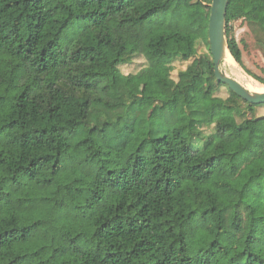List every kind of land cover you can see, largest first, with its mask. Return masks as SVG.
I'll return each instance as SVG.
<instances>
[{"label": "trees", "instance_id": "obj_1", "mask_svg": "<svg viewBox=\"0 0 264 264\" xmlns=\"http://www.w3.org/2000/svg\"><path fill=\"white\" fill-rule=\"evenodd\" d=\"M210 2L0 0V264H264V104L215 79ZM238 19L264 58V0L225 15L264 85Z\"/></svg>", "mask_w": 264, "mask_h": 264}, {"label": "rangeland", "instance_id": "obj_2", "mask_svg": "<svg viewBox=\"0 0 264 264\" xmlns=\"http://www.w3.org/2000/svg\"><path fill=\"white\" fill-rule=\"evenodd\" d=\"M163 28L171 29L179 32H187V29L185 28L182 21L180 19L174 18V19H164L158 23H155L149 28V31L145 32L144 34H147L155 29H163ZM231 31L236 41L238 42L239 47L241 48L242 61L245 68L257 75L264 76V58L255 44V38L253 33L250 31L246 23L241 19L233 21L231 23ZM202 52H207V46L205 45V43L199 42L197 44V54H200ZM144 65H145L144 59L137 58L134 59L132 63L121 66L120 70L123 73H133L138 71ZM181 66H182L181 64L175 62L176 70ZM220 67L225 71V73L228 76L235 78L245 87H247L248 84H255V85L257 84L258 86L264 88L263 84H261L258 80L253 78L250 74H248L244 70V68L237 63L235 65L236 70L231 69L229 65L225 64L224 62H221ZM176 70L174 71L173 74L176 73ZM140 87H142L146 91V93L148 94L151 93L149 87L143 85ZM228 94H229L228 89L225 86H219L217 88L216 94H214L211 98H209L207 102L211 105L219 106L222 103V99L227 97ZM204 97L205 94L201 88V84L197 83V85L194 88L192 103H199L204 99ZM254 113L256 116L264 115V106L255 107ZM253 132H254V124L251 125L250 130L248 131V133L245 134V136H247V134L248 136H252Z\"/></svg>", "mask_w": 264, "mask_h": 264}, {"label": "water", "instance_id": "obj_3", "mask_svg": "<svg viewBox=\"0 0 264 264\" xmlns=\"http://www.w3.org/2000/svg\"><path fill=\"white\" fill-rule=\"evenodd\" d=\"M228 2L229 0H211L209 4L210 12L208 16L207 32L215 79L217 82L226 84L232 92L248 103L264 104V91L258 92L249 90L238 80L228 76L220 67L221 62H224L226 52L231 55L225 35V15Z\"/></svg>", "mask_w": 264, "mask_h": 264}, {"label": "bare ground", "instance_id": "obj_4", "mask_svg": "<svg viewBox=\"0 0 264 264\" xmlns=\"http://www.w3.org/2000/svg\"><path fill=\"white\" fill-rule=\"evenodd\" d=\"M224 63L229 65V67L233 70H236V63L233 59V57L228 53L226 52V56L224 57ZM247 88L251 91H258V92H261V91H264V88L258 86L257 84H248Z\"/></svg>", "mask_w": 264, "mask_h": 264}]
</instances>
